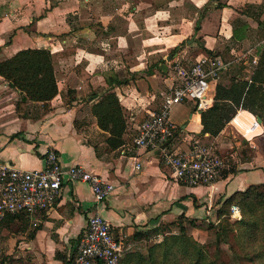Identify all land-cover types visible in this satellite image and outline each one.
<instances>
[{"label": "crops", "instance_id": "crops-1", "mask_svg": "<svg viewBox=\"0 0 264 264\" xmlns=\"http://www.w3.org/2000/svg\"><path fill=\"white\" fill-rule=\"evenodd\" d=\"M263 22L264 0H0V62L22 50H47L57 85L53 99L27 102L19 114V93L0 77V165L40 170L43 153L53 148L62 168L82 166L114 186L97 204L86 184L64 181L53 210L6 218L0 222V261L8 257L19 264H63L59 257L74 255L94 214L110 222L115 236L131 248L159 236L161 226L180 216L187 232L196 235L203 232L204 222L219 223L221 202L264 184L263 123L259 134L246 140L252 157L236 160L235 173L211 187L178 184L157 151L137 153L140 172L131 166L137 127L147 112L158 110L173 86L174 66L186 61L196 45L197 56L205 49L231 60L264 41ZM241 25L245 38L233 40V26ZM84 75L89 77L86 87ZM109 90L117 96L127 123L125 145L117 150L107 147L108 135L91 113ZM240 112L251 120L257 117L239 110L216 138H210L201 134L200 114L192 105L174 107L171 120L180 133L173 148L185 150L195 136L226 154L232 144H225L223 135H243L234 122ZM234 153L229 155L234 158ZM135 233L141 239H133Z\"/></svg>", "mask_w": 264, "mask_h": 264}, {"label": "built area", "instance_id": "built-area-1", "mask_svg": "<svg viewBox=\"0 0 264 264\" xmlns=\"http://www.w3.org/2000/svg\"><path fill=\"white\" fill-rule=\"evenodd\" d=\"M263 47L264 41H261L228 61L201 56L193 62L186 60V65L174 66L173 86L162 97L158 110L147 112L146 119L137 127L132 139L133 171L141 170L137 158L139 151H157L171 178L180 185L211 187L220 180L230 165L229 160L211 145L191 136L185 150L173 148L172 141L180 133V128L172 122L171 111L180 105H192L194 113L198 114L211 108L221 76L231 69L234 62L240 61L247 74L245 80L250 79ZM257 126L261 125L254 117L250 128ZM64 181L86 184L97 204L104 202L114 191L112 184L87 172L82 166L62 168L57 152L49 148L43 153V168L40 170H22L8 163L0 165V222L8 217L46 214L53 210ZM228 212L231 221L240 219L236 205H232ZM130 250L131 246L125 240L115 236L111 223L94 214L88 217L78 239L72 264H119Z\"/></svg>", "mask_w": 264, "mask_h": 264}, {"label": "trees", "instance_id": "trees-1", "mask_svg": "<svg viewBox=\"0 0 264 264\" xmlns=\"http://www.w3.org/2000/svg\"><path fill=\"white\" fill-rule=\"evenodd\" d=\"M244 28L245 25L239 26L238 29L233 26V40L241 41L245 38ZM197 29L195 28V31ZM203 52L201 56L216 57L208 50L203 49ZM185 63L183 61L182 65H186ZM229 71L221 77L226 76ZM0 77L8 83L10 88L19 93L20 98L16 105V111L19 114L27 102L46 103L57 95L52 55L44 49L22 50L10 59L0 62ZM81 77L86 87L89 77L87 75ZM110 91L112 90L102 95L92 106L91 113L99 129L108 135L107 147L110 150H117L125 145L127 123L117 96ZM214 94L213 106L201 112L200 115L202 135L208 134L210 138H216L239 110L259 117L264 126V47L259 52L257 67L250 79L233 77L227 86L219 82ZM234 173L235 171L229 167L223 171L222 177ZM255 188V186H249L246 190L235 192L225 200L217 210L219 226L216 227V235L225 244H229V237H231L238 251L250 263L264 264V201L258 202V197L253 192ZM237 199L241 218L231 222L228 210ZM177 221L178 233L163 237L161 242L149 249L146 257L125 256L128 252L119 264H223L218 256L210 258L206 245L198 244L188 238L182 216ZM188 224L192 227L195 225L190 220ZM133 239H141V234L135 233ZM59 259L63 264H72L73 257L69 259L59 257ZM5 262L19 264L8 257L0 261V264Z\"/></svg>", "mask_w": 264, "mask_h": 264}, {"label": "rangeland", "instance_id": "rangeland-1", "mask_svg": "<svg viewBox=\"0 0 264 264\" xmlns=\"http://www.w3.org/2000/svg\"><path fill=\"white\" fill-rule=\"evenodd\" d=\"M196 48L197 45L193 47L191 51H189L188 56H187V61L186 62H193L195 58L197 57L196 53ZM198 58V57H197ZM228 61V59H226ZM186 64V63H185ZM245 67L242 65L240 61L234 62L231 65L230 71L226 74V76L221 77V83L224 81H229L230 79L238 78V79H245V73H244ZM223 139L225 140L224 143H231L232 146L230 145L227 147L226 154L222 153L221 155H227L228 159L230 160V169L235 171V167L237 162L236 160H245L249 159L253 155V151L249 148L248 142L240 135L234 132V134L231 133H225L223 135ZM239 144V145H236ZM236 146H238L240 153L236 151ZM226 147V146H225ZM235 152V153H234ZM234 153V158H232L229 154ZM237 156V157H236ZM242 157V158H241ZM228 167V168H229ZM256 188L253 190L254 194L256 197H258V202L264 201V186L261 185H256ZM225 201L221 202L219 204V208L222 206V204ZM234 205L239 207L238 205V199L234 201ZM260 211V210H259ZM241 218V216H240ZM240 220V219H239ZM231 221V220H230ZM216 221L214 222H204L205 227H202V233H196V235H190L189 232H187L188 238L193 239L195 242L201 245H206L209 251L210 258H214L218 256L219 261L223 262V264H253L246 259L242 253H240L236 247V245L233 243L231 237H229V244H225L221 241V239L217 238L216 235V227H218L219 223L215 224ZM231 222H235V220H232ZM177 223L178 221L176 220L175 222L165 224V226H161L159 228V236H153L149 237L146 241H143L140 243V245L133 246L128 254V255H140L146 257L149 254V249H151L152 246L155 244L159 243L162 241L163 237L169 234H177ZM189 223V221H188ZM218 225V226H217ZM201 227V226H200ZM187 228V227H186ZM188 230V228H187ZM158 233V232H157ZM158 235V234H157ZM187 238V237H186ZM218 250V251H217ZM124 256V257H125ZM123 257V258H124ZM160 260V259H159ZM159 264V263H157Z\"/></svg>", "mask_w": 264, "mask_h": 264}, {"label": "bare ground", "instance_id": "bare-ground-1", "mask_svg": "<svg viewBox=\"0 0 264 264\" xmlns=\"http://www.w3.org/2000/svg\"><path fill=\"white\" fill-rule=\"evenodd\" d=\"M251 119V116L247 113L240 112L238 118H236V120L234 121L237 128H239L240 131L243 133V135H240L247 140L252 139V137L259 134L258 132L261 130V126H257L255 129L250 128V123L252 122Z\"/></svg>", "mask_w": 264, "mask_h": 264}, {"label": "water", "instance_id": "water-1", "mask_svg": "<svg viewBox=\"0 0 264 264\" xmlns=\"http://www.w3.org/2000/svg\"><path fill=\"white\" fill-rule=\"evenodd\" d=\"M200 115H201V113H200ZM256 120H257V122L261 125L262 124V121H261V119L259 118V117H256Z\"/></svg>", "mask_w": 264, "mask_h": 264}]
</instances>
